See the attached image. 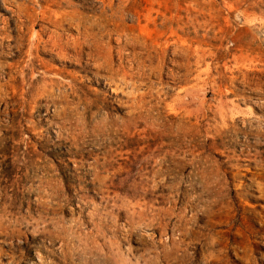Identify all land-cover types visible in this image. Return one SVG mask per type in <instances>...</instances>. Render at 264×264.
Instances as JSON below:
<instances>
[{
	"label": "rangeland",
	"instance_id": "rangeland-1",
	"mask_svg": "<svg viewBox=\"0 0 264 264\" xmlns=\"http://www.w3.org/2000/svg\"><path fill=\"white\" fill-rule=\"evenodd\" d=\"M0 264H264V0H0Z\"/></svg>",
	"mask_w": 264,
	"mask_h": 264
}]
</instances>
